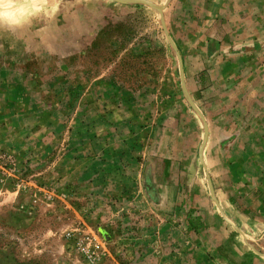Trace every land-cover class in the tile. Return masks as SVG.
Wrapping results in <instances>:
<instances>
[{"label": "rangeland", "instance_id": "rangeland-1", "mask_svg": "<svg viewBox=\"0 0 264 264\" xmlns=\"http://www.w3.org/2000/svg\"><path fill=\"white\" fill-rule=\"evenodd\" d=\"M6 10L23 22L0 21V264L256 262L264 0Z\"/></svg>", "mask_w": 264, "mask_h": 264}, {"label": "built area", "instance_id": "built-area-1", "mask_svg": "<svg viewBox=\"0 0 264 264\" xmlns=\"http://www.w3.org/2000/svg\"><path fill=\"white\" fill-rule=\"evenodd\" d=\"M11 164V158L0 154V165ZM74 244L79 252L85 257L99 260L103 254V246L98 241V236L93 234H82L74 238Z\"/></svg>", "mask_w": 264, "mask_h": 264}, {"label": "crops", "instance_id": "crops-1", "mask_svg": "<svg viewBox=\"0 0 264 264\" xmlns=\"http://www.w3.org/2000/svg\"><path fill=\"white\" fill-rule=\"evenodd\" d=\"M263 197H264V194L263 196H260V197H251V201L250 203L252 204V207L255 208L258 212H262V210L264 209V202H263ZM264 213V212H263ZM261 227V230L258 229L259 232H257L255 234V240H256V246L255 249H249L251 252V254H255V255H258L259 257L263 256L264 252H262L264 250V219L262 218V220L260 221L259 220V228ZM113 238V237H112ZM127 251V249L125 250ZM140 252H142L144 255L147 254L148 251H145V248L142 249V250H139ZM199 251L200 250H197V252L195 254H198L200 255V261L201 263H203L204 259H203V252L200 251V254H199ZM263 253V254H261ZM257 257L256 258V262H253L251 260L250 264H264V258H259ZM254 260V259H253ZM191 264H194V261H192Z\"/></svg>", "mask_w": 264, "mask_h": 264}, {"label": "clouds", "instance_id": "clouds-1", "mask_svg": "<svg viewBox=\"0 0 264 264\" xmlns=\"http://www.w3.org/2000/svg\"><path fill=\"white\" fill-rule=\"evenodd\" d=\"M13 3V0H0V21L9 24H20L23 21L6 10Z\"/></svg>", "mask_w": 264, "mask_h": 264}]
</instances>
